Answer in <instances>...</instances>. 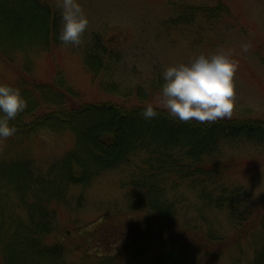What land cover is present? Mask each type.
<instances>
[{"label": "rangeland", "instance_id": "1", "mask_svg": "<svg viewBox=\"0 0 264 264\" xmlns=\"http://www.w3.org/2000/svg\"><path fill=\"white\" fill-rule=\"evenodd\" d=\"M38 1L51 10L59 30L51 37L34 28L7 35L9 38L0 36V48L12 57L0 59V84L21 92L25 87L22 80L51 82L57 72L63 89L75 96L74 102L79 97L89 102L114 101L139 95L138 89L141 93V88L153 83H163L161 73L169 66L187 63L195 56L210 55L221 48L231 49L239 65L234 76L235 106L231 117L264 120V0H79L89 23L78 47L58 39L60 0ZM13 4L16 6V2ZM245 43L250 48L243 53L241 45ZM33 93L35 99L43 98L40 92ZM222 143L220 150L225 157L260 161L228 175L223 184L243 188L250 196L248 208L264 214V143L244 139ZM11 146L13 149H9ZM74 148L72 133L48 125L28 133L23 142L10 145L8 139L0 140V174L13 185L26 163L38 181H43ZM15 160L22 164L12 162ZM125 168L103 171L88 183L68 184L62 196L49 199L45 206L53 213L47 214L51 229L44 245L50 248L63 240V246L57 255L37 264H151L157 254L155 244L141 252L142 245L137 248L133 237H127L129 244L113 242L108 229L87 249L83 241L69 236L89 229L97 220L116 218L119 214L124 217L133 195L124 186L128 174ZM3 185L0 184V218L8 211L26 222L24 208L14 190ZM26 190L29 191L28 186ZM181 200L182 213L191 222L196 196L186 192ZM205 213L212 230L227 237L232 234V221L226 211L208 209ZM142 218L131 213L132 221L126 227L143 225ZM257 220L238 243L218 256L210 253L202 257L201 263L250 264L264 227V219ZM82 250H88L89 255ZM0 259L2 264H8L1 249Z\"/></svg>", "mask_w": 264, "mask_h": 264}, {"label": "trees", "instance_id": "2", "mask_svg": "<svg viewBox=\"0 0 264 264\" xmlns=\"http://www.w3.org/2000/svg\"><path fill=\"white\" fill-rule=\"evenodd\" d=\"M39 4L38 0H0V36L9 38L7 35L31 28L50 37L58 32L51 10ZM4 54L0 48L1 60L12 58ZM58 75L56 72L51 82L22 80V96L29 103L10 121L17 131L7 139L10 145L23 142L28 133L48 125L72 133L75 148L43 181H38L26 163L13 185L0 174V184L14 190L27 217L24 222L14 212L4 211L0 218V249L8 264H37L57 255L63 240L50 248L44 245L51 229L47 214L53 213L46 203L52 196H62L68 184L88 183L101 172L122 166L128 170L124 186L133 193L130 209L124 217L119 214L116 218L100 219L89 229L69 235L83 241L87 249L103 232L111 230L113 242L129 244L127 237H133L137 248L142 245L141 252L155 244L157 254L151 264H202V257L223 253L249 233L254 220L264 219V214L248 208L250 196L243 188L223 184L228 175L260 161L225 157L220 150L228 139L264 143V120L237 116L200 124L182 122L159 109L158 116L146 120L141 112L145 105L158 103L162 83L141 88V93L138 89L139 95L124 99L89 102L76 97L74 102L75 96L63 89ZM37 91L43 97L40 101L34 98L33 92ZM12 162L22 164L19 160ZM186 192L196 196L191 222L182 213L181 198ZM208 209L227 212L234 229L229 237L208 226ZM131 213L142 215L143 225L127 228ZM260 239L250 264H264V227ZM82 251L89 255L88 250Z\"/></svg>", "mask_w": 264, "mask_h": 264}, {"label": "clouds", "instance_id": "3", "mask_svg": "<svg viewBox=\"0 0 264 264\" xmlns=\"http://www.w3.org/2000/svg\"><path fill=\"white\" fill-rule=\"evenodd\" d=\"M58 7L61 17L58 39L65 45L78 47L89 23L83 7L79 0H60ZM249 48L246 43L241 45L243 53ZM238 66L232 50L221 48L165 68L158 103L145 105L142 117L153 119L159 115V109L182 122L211 124L230 119L235 106L234 76ZM25 108L26 101L18 88L0 84V140L15 135L17 129L10 121Z\"/></svg>", "mask_w": 264, "mask_h": 264}]
</instances>
